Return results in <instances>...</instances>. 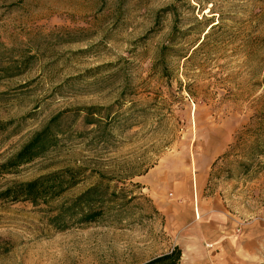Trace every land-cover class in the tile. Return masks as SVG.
Wrapping results in <instances>:
<instances>
[{
	"label": "rangeland",
	"instance_id": "374dc122",
	"mask_svg": "<svg viewBox=\"0 0 264 264\" xmlns=\"http://www.w3.org/2000/svg\"><path fill=\"white\" fill-rule=\"evenodd\" d=\"M47 124L0 191L67 168L77 185L0 198V264L174 247L180 264H264V0H0V164ZM93 186L99 220L56 218Z\"/></svg>",
	"mask_w": 264,
	"mask_h": 264
},
{
	"label": "trees",
	"instance_id": "16d2710c",
	"mask_svg": "<svg viewBox=\"0 0 264 264\" xmlns=\"http://www.w3.org/2000/svg\"><path fill=\"white\" fill-rule=\"evenodd\" d=\"M88 117L90 116H86V121ZM49 126L50 124H47L42 131L34 134L15 155L0 164V175L40 157L47 147L46 134ZM79 171V169L72 171L67 168L42 175L30 182H12L0 191V198L9 199L11 202L50 205L58 201L66 190L77 185L76 179ZM104 194L98 186H93L77 196L72 204L57 206L58 216L56 218L77 217L83 224L93 223L103 215V208L106 207ZM181 255L180 249L174 247L167 253L155 256L142 264H180Z\"/></svg>",
	"mask_w": 264,
	"mask_h": 264
}]
</instances>
